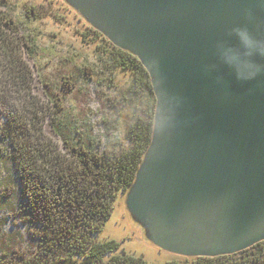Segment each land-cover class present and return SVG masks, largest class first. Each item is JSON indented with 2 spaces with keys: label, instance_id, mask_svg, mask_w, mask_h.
<instances>
[{
  "label": "water",
  "instance_id": "1",
  "mask_svg": "<svg viewBox=\"0 0 264 264\" xmlns=\"http://www.w3.org/2000/svg\"><path fill=\"white\" fill-rule=\"evenodd\" d=\"M146 70L149 143L124 192L180 256L264 240V0H64Z\"/></svg>",
  "mask_w": 264,
  "mask_h": 264
},
{
  "label": "trees",
  "instance_id": "2",
  "mask_svg": "<svg viewBox=\"0 0 264 264\" xmlns=\"http://www.w3.org/2000/svg\"><path fill=\"white\" fill-rule=\"evenodd\" d=\"M27 49L24 35L0 9V140L11 145L24 196L40 221L34 252L0 264H147L141 256L116 252V240L96 238L116 196L133 181L150 140L155 99L146 70L134 55L111 43L113 66L132 74L130 91L142 84L153 95L149 110L127 130V148L98 151L89 139H64L62 149L44 133V117H54L55 112L48 100L33 92L34 76L23 58ZM183 257L182 262L166 264H264V240L231 254Z\"/></svg>",
  "mask_w": 264,
  "mask_h": 264
},
{
  "label": "rangeland",
  "instance_id": "3",
  "mask_svg": "<svg viewBox=\"0 0 264 264\" xmlns=\"http://www.w3.org/2000/svg\"><path fill=\"white\" fill-rule=\"evenodd\" d=\"M0 9L29 43L23 58L34 76L33 92L48 100L55 112L54 117H44V133L62 149L64 139L76 143L89 139L98 151L127 148V130L149 110L153 95L142 84L130 91L132 74L113 66L111 43L95 34L64 0H0ZM10 150V143L0 140V263L34 252L40 227ZM96 238L116 240V252L141 256L147 264L185 260L144 237L124 206V194L116 196Z\"/></svg>",
  "mask_w": 264,
  "mask_h": 264
}]
</instances>
